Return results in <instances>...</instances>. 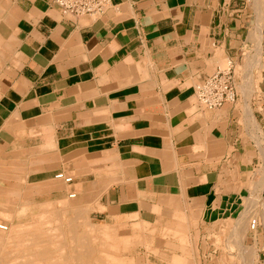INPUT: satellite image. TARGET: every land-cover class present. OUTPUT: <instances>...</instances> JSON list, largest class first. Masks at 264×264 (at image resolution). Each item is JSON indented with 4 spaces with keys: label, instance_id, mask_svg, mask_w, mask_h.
I'll return each mask as SVG.
<instances>
[{
    "label": "crops",
    "instance_id": "1",
    "mask_svg": "<svg viewBox=\"0 0 264 264\" xmlns=\"http://www.w3.org/2000/svg\"><path fill=\"white\" fill-rule=\"evenodd\" d=\"M253 4L111 0L95 20L55 0H0V177H71V198L121 240L172 242L150 258L264 264V210L251 213L255 232L239 222L248 199L264 200ZM254 32L258 75H236L235 102L200 107L195 87L225 62L236 69Z\"/></svg>",
    "mask_w": 264,
    "mask_h": 264
},
{
    "label": "rangeland",
    "instance_id": "2",
    "mask_svg": "<svg viewBox=\"0 0 264 264\" xmlns=\"http://www.w3.org/2000/svg\"><path fill=\"white\" fill-rule=\"evenodd\" d=\"M253 5L256 11H259L260 14L262 13L261 19H259V21L260 24H264V20H263L264 1L254 0ZM260 53L261 51H258L257 48L253 51H249V50L244 51L243 60L240 61V63H238V65L236 66L235 69L236 75L240 77L243 76L244 78L252 76L253 73H256L255 75H258V72L260 70ZM227 66L228 64L225 62L222 67L227 68ZM255 80L258 79L255 78ZM250 85L251 83H249V86ZM253 85L257 87V82H255ZM6 174L9 173L7 172ZM38 180L39 179L35 177H32L30 179L22 178V177L14 178L9 175L7 177L6 176L0 177V225L7 226L8 229L5 232H8L14 226H20V225L26 226L31 223L33 224L39 223L40 218L38 219V217H40L42 213L50 214L51 217L46 219L51 220L53 218L52 217L53 212L54 211L64 212L63 206H65L67 202H69L68 208H70V213L68 214L67 217L68 219H72L77 223V228L79 233L77 234L81 238L87 237L89 241L88 248L90 249L92 248L91 251L93 252L92 254L94 255L92 257L93 259L91 258L90 261L96 262L97 260H99L102 262H106L107 261L106 254L103 252L107 253L108 251L110 252L115 251V253L118 254V257L120 256L119 260L121 259V262H123L122 264H173L174 259L171 257H165L166 255L165 256L162 255L163 257L161 259L157 257L150 258L146 256V254H150V253L151 254L170 253L169 251L170 249H167V247L172 245V242L169 243V241L168 242L159 241L158 243L155 242L152 245L151 242L143 243L142 241H140L135 243L130 238L124 239L125 237H123V239L121 240L120 237L118 236V232H115L113 228L104 226L99 221L93 220V218L90 216V211L85 209L83 204L80 203L79 200H77V198L69 199V196L72 195L70 193L72 192L70 190V187L66 185L63 180L55 179V177H53L51 180L42 183H38ZM64 189H67L70 195L62 194V191H64ZM247 204L249 206L248 211L250 213L245 210V213L243 215H247V216L242 215V217L243 219H247L248 221L249 224L248 232L250 231L255 232L256 229L254 230L250 229V221L253 218H257V215L255 216V214H251V213L252 212L257 214L263 213V209H262L263 207H260L261 205L258 202H256V199L253 200L248 199ZM253 208H255V210H253ZM76 210H79L78 212L85 211L84 213H86V216L82 217V219L81 220L79 219L78 221V219L75 217ZM242 221L244 220L242 219L239 220L240 224L241 223L244 224V222ZM90 228H95V229L90 230ZM87 233H89L90 235H88ZM240 233H241L240 231L236 232V234L242 238L244 236V233L243 235H241L242 233L241 234ZM35 236L37 239L40 240L39 242L43 240L44 242H46V244L49 245V239H48L49 234L45 230L36 233ZM70 237L72 238L73 236L69 234L66 235L67 238L66 242L68 243L69 246L72 245ZM91 237L94 240L93 244L91 242L92 239ZM250 243L251 242L248 239V242H246V249L249 251L251 249ZM9 250L10 249L8 248V251Z\"/></svg>",
    "mask_w": 264,
    "mask_h": 264
},
{
    "label": "bare ground",
    "instance_id": "3",
    "mask_svg": "<svg viewBox=\"0 0 264 264\" xmlns=\"http://www.w3.org/2000/svg\"><path fill=\"white\" fill-rule=\"evenodd\" d=\"M259 32H254L253 36L255 38L254 41L256 42V48L258 49V51H261L262 37L260 36L261 33ZM73 196H74L73 194L69 196V199ZM63 207H64V212L54 211L52 216L53 218L51 220L46 219L51 217L50 214L42 213L41 216L39 215L40 217H38V219L40 218V222L37 224L31 223L26 226L25 225L14 226L8 232H5L8 229L7 226L0 225V264H122L123 263L121 262V259L119 260L120 256L118 257V254L115 253V251L113 252L108 251L107 253L103 252L106 254V258H107L106 259L107 261L105 260L106 262H102L97 259L96 262L90 261L94 255L92 254L93 252L91 251L92 248L91 249L88 248L89 241L86 236H85L86 238H81L78 235L79 233H78L77 223L72 219H68L67 216L70 213V208H68L69 202H67V204ZM78 211L79 210L75 211L76 212L75 217L79 221V219L81 220L82 217L86 216V213H84L85 211L84 212H78ZM246 228L245 227L239 228L238 231H240L242 234L243 233L245 234L246 233L245 230H247ZM94 229L95 228H90V230H94ZM43 230H45L49 234V238H48L49 245L46 244V242H44L43 240L39 242L40 240L37 239L35 236L36 233L42 232ZM68 234L73 236L72 238L70 237L72 243L71 246H69L68 243L66 242L67 240L66 235ZM87 234L90 235L89 233ZM91 242L92 244L94 243L93 238L91 239ZM8 248L10 249L9 251Z\"/></svg>",
    "mask_w": 264,
    "mask_h": 264
},
{
    "label": "built area",
    "instance_id": "4",
    "mask_svg": "<svg viewBox=\"0 0 264 264\" xmlns=\"http://www.w3.org/2000/svg\"><path fill=\"white\" fill-rule=\"evenodd\" d=\"M55 4L64 16L75 18L92 17L100 19L111 5V0H55ZM198 105L206 110H216L225 103L235 102L237 99V80L233 65L228 64L227 68L218 69L215 73L205 78L195 87ZM66 184L72 182L71 177L63 173L55 176ZM261 207L264 210V200ZM257 226V218L250 221V229Z\"/></svg>",
    "mask_w": 264,
    "mask_h": 264
}]
</instances>
